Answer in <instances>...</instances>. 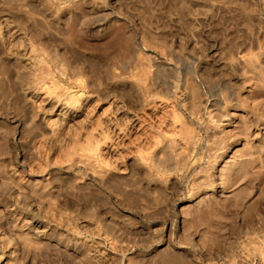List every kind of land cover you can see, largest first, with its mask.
I'll return each mask as SVG.
<instances>
[{
	"label": "rangeland",
	"instance_id": "1",
	"mask_svg": "<svg viewBox=\"0 0 264 264\" xmlns=\"http://www.w3.org/2000/svg\"><path fill=\"white\" fill-rule=\"evenodd\" d=\"M0 264H264V0H0Z\"/></svg>",
	"mask_w": 264,
	"mask_h": 264
},
{
	"label": "bare ground",
	"instance_id": "2",
	"mask_svg": "<svg viewBox=\"0 0 264 264\" xmlns=\"http://www.w3.org/2000/svg\"><path fill=\"white\" fill-rule=\"evenodd\" d=\"M172 157V156H171ZM77 159V158H76Z\"/></svg>",
	"mask_w": 264,
	"mask_h": 264
}]
</instances>
